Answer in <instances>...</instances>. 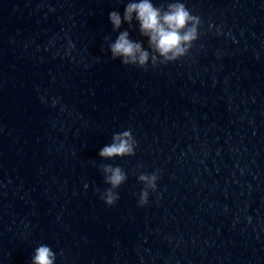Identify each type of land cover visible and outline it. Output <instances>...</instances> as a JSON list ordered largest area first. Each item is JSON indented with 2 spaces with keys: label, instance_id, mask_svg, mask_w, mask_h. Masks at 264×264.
I'll return each instance as SVG.
<instances>
[{
  "label": "clouds",
  "instance_id": "clouds-1",
  "mask_svg": "<svg viewBox=\"0 0 264 264\" xmlns=\"http://www.w3.org/2000/svg\"><path fill=\"white\" fill-rule=\"evenodd\" d=\"M109 21L113 32H118L114 41L110 36L105 37L111 59H119L125 66H137L144 70H147L149 64L152 67L167 65L186 56L198 39L201 23L200 18L193 15L182 0H171L166 7H157L152 0H128L123 16L119 11H111ZM133 21L138 25L139 34L147 39V48L142 41L131 39L129 30L120 31L124 23L132 28ZM136 146L131 130L127 129L114 133L111 143L105 145L98 155L105 160L129 157L135 155ZM100 170L104 175V183L110 186L100 194V199L107 206H113L119 200L117 189L128 179L127 173L121 167L111 164L101 165ZM157 180L158 170L139 174L138 181L143 184L139 206L148 203L149 191H156ZM88 187L85 183V190ZM56 259L57 253L51 246L40 244L35 248L30 264H56Z\"/></svg>",
  "mask_w": 264,
  "mask_h": 264
}]
</instances>
